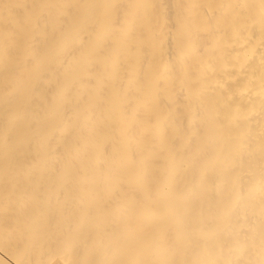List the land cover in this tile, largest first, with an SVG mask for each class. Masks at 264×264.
Returning a JSON list of instances; mask_svg holds the SVG:
<instances>
[{"label":"bare ground","instance_id":"1","mask_svg":"<svg viewBox=\"0 0 264 264\" xmlns=\"http://www.w3.org/2000/svg\"><path fill=\"white\" fill-rule=\"evenodd\" d=\"M0 264H264V0H0Z\"/></svg>","mask_w":264,"mask_h":264},{"label":"rangeland","instance_id":"2","mask_svg":"<svg viewBox=\"0 0 264 264\" xmlns=\"http://www.w3.org/2000/svg\"><path fill=\"white\" fill-rule=\"evenodd\" d=\"M154 79V81L155 82H157L158 83V88L160 89L161 88V86L164 84V83H162V82H167V80L164 78V79H162V78H156L155 76L153 77ZM251 81H255V79H251ZM161 82V83H160ZM159 84H160V86H159ZM163 88V87H162ZM255 92V91H254ZM241 93H243V94H247V93H250L251 94V90L249 89V90H245V91H242ZM252 96V98H254V99H256V98H259V96H260V93L259 92H255V93H253V94H251ZM144 109H145V107H144ZM233 109H235V111H239L238 109H239V106H234V108ZM196 115L197 116H200L201 115V111L199 110V113L197 114V112H196ZM197 116H196V118H197ZM194 118H195V116H194ZM194 118H192V119H194ZM194 133H191V134H189V141H192V140H194L195 139V137H194ZM191 136L194 138H191ZM120 173L125 177V179H130L131 178V176L128 174V172L126 171V170H121L120 171ZM128 183H131L130 181H128ZM148 203L149 204H155L156 202H155V200H153V199H149V201H148ZM127 221V218H122V223H124V222H126ZM122 225V224H121ZM128 233H131V229H128L127 230V232L125 231L124 232V234H128ZM153 243V242H152ZM154 244V243H153Z\"/></svg>","mask_w":264,"mask_h":264}]
</instances>
